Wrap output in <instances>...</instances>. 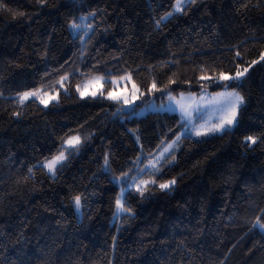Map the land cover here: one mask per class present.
<instances>
[{
    "label": "trees",
    "instance_id": "16d2710c",
    "mask_svg": "<svg viewBox=\"0 0 264 264\" xmlns=\"http://www.w3.org/2000/svg\"><path fill=\"white\" fill-rule=\"evenodd\" d=\"M174 5L0 0V264H264V0ZM96 78L103 94L80 96ZM124 78L146 101L229 87L244 104L233 130L184 137L117 216V180L183 128L175 113L128 117L107 98ZM64 149L54 175L41 167Z\"/></svg>",
    "mask_w": 264,
    "mask_h": 264
},
{
    "label": "rangeland",
    "instance_id": "374dc122",
    "mask_svg": "<svg viewBox=\"0 0 264 264\" xmlns=\"http://www.w3.org/2000/svg\"><path fill=\"white\" fill-rule=\"evenodd\" d=\"M189 1L191 0H184L183 6ZM174 13L177 12L174 11ZM171 16L172 15H168L167 18ZM245 75L246 73L244 72V74L238 78L236 76H228L230 79H227V81H240L245 77ZM107 81L109 80L100 78L86 82L79 91L80 96L87 97L103 94L105 91L104 84ZM110 82L112 84V95L114 97H118L119 99H110L108 94L107 98L115 103L120 104L123 111L129 113L128 117H144L148 113L152 112H170L179 115L183 126L179 139L175 140V143L173 144L170 151L164 153L163 156H161L163 149L169 144L162 146L152 160H150L144 166L136 168L133 174H129L126 177L117 180V183L121 188L119 199H121L123 205L125 204L124 196L127 191L138 189L142 190L153 183L151 180L145 178V175L147 173L156 172L166 157H168L179 147L180 141L184 137L205 138L223 134L228 130H233L238 123L239 113L244 104L243 99L242 102H237L235 99L236 96L242 97V95L236 89H230L229 87L218 93H210L206 90L200 94L186 93L180 94L178 96L167 93L164 98L160 97L159 99H156L153 97L149 101H146L140 95L138 87L134 85L129 78H124L121 80L111 79ZM85 85H87V87H85ZM81 91L84 92V95H81ZM35 93H37L36 96L29 97L23 102L36 100L39 101L43 106L48 107L58 99V93ZM93 93H95V95H93ZM125 99H127L129 102L124 103ZM42 100L45 101V103H42ZM233 113L235 114L234 117ZM229 120H232L233 122L229 124ZM221 124H223V128L219 127ZM197 130L201 132L200 135L196 134ZM78 144L79 142H74V144L71 146L65 145V148L70 149L76 147ZM48 161L49 160L43 164H46ZM64 161L65 159L61 163H58L56 168ZM45 168L49 172L48 168ZM49 173L51 175L55 174V172ZM141 181H145L146 183H141ZM175 185L176 181L174 184H171L170 187L163 188V190H170L171 188L175 187ZM76 211L80 218L82 215L81 206L79 209L76 208ZM123 212L124 211H118L117 209V216H120Z\"/></svg>",
    "mask_w": 264,
    "mask_h": 264
},
{
    "label": "snow or ice",
    "instance_id": "6c2138e0",
    "mask_svg": "<svg viewBox=\"0 0 264 264\" xmlns=\"http://www.w3.org/2000/svg\"><path fill=\"white\" fill-rule=\"evenodd\" d=\"M183 2H184V0H175L174 11H176V12H182V11H184ZM191 2H195V0H191ZM168 15H171V13H169ZM164 18L166 19L167 17H164ZM73 27H79V25H76L74 23L73 24ZM237 55H239V53H237ZM260 59L261 60H264V55H262ZM244 72H247V68L244 69ZM244 72L237 71L236 72V77L238 78V77L242 76L244 74ZM129 78H130V74H129ZM203 78L204 77H201V79H203ZM220 78L223 79V80L230 79V77L224 75L223 73L220 74ZM96 79H100V78H96ZM77 87H78V90H79V86H77ZM85 87H87V85H85ZM152 87L153 88L156 87L155 82H153ZM36 95H37V93H35V92H26V93H24V94H22L20 96V102H23L24 100L28 99L29 97L36 96ZM81 95H84V92L83 91H81ZM93 95H95V93H93ZM108 97L110 99H119L118 97H114L112 95L111 91L108 93ZM235 99H236L237 102H242V99L243 98L242 97H239V96H236ZM41 102L42 103H45V101H43V100ZM128 102L129 101L127 99L124 100V103H128ZM234 115L235 114L233 113V117H234ZM232 122H233L232 120H229L228 121L229 124H231ZM219 127L220 128H223V124H221ZM196 134L197 135H200L201 132L199 130H197ZM178 139H179V137H177V140ZM246 141H249L251 143H255L256 142L255 138L254 137H251V136L246 137ZM74 142L78 143L79 142V138L78 137L70 138V139H68V140L65 141V144L71 146V145L74 144ZM174 143H175V141H173L172 144H169L167 147H165L163 149L162 153H161V156H163L164 153L170 151V149L172 148V146H173ZM62 148H63V146H62ZM65 150L66 149L61 150L58 155H55L54 157H52V159L49 160L46 164H42L41 167H47L48 170H49V172L54 173L55 172L56 165L58 163H61L66 158L65 155H64V151ZM141 183H146V182L145 181H141ZM174 183H175V181L173 180V181H170L168 183H162V184L159 185V187L162 188V189L163 188H168V187H170L171 184H174ZM74 204H75L76 208L79 209V207L81 205V196L80 195H77V196L74 197ZM116 205H117L118 211H124V212L130 211V209H127V208L124 207L121 199H117ZM256 226H258L261 229V231H264V224H258Z\"/></svg>",
    "mask_w": 264,
    "mask_h": 264
}]
</instances>
